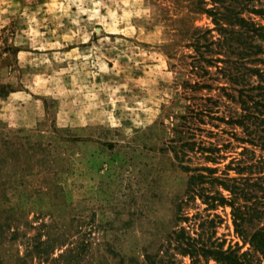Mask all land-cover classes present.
<instances>
[{"label":"rangeland","instance_id":"374dc122","mask_svg":"<svg viewBox=\"0 0 264 264\" xmlns=\"http://www.w3.org/2000/svg\"><path fill=\"white\" fill-rule=\"evenodd\" d=\"M198 6L0 0V264H192L176 247L180 228L207 246L221 242L259 260L235 232L231 208L191 195L181 165L217 167L222 176L240 159L253 163L243 175H264V137L250 144L242 126L204 115L192 131L219 147L217 162L191 153L180 162L172 148L192 107L226 119L241 113L220 89L236 96L239 85L213 65L202 62L208 73L192 65L199 35L210 29L208 38H219ZM242 15L264 27V14ZM211 48L221 55L205 56L229 54ZM195 264L215 261L199 256Z\"/></svg>","mask_w":264,"mask_h":264},{"label":"trees","instance_id":"16d2710c","mask_svg":"<svg viewBox=\"0 0 264 264\" xmlns=\"http://www.w3.org/2000/svg\"><path fill=\"white\" fill-rule=\"evenodd\" d=\"M211 6L206 7V1L199 0L198 9L212 18L214 29L218 32L219 38L209 39L210 29L201 33L203 41L197 40L195 53L193 56V66L208 73L202 65L215 66L216 71L223 77L239 87L234 88L237 92L235 96L227 91V87L221 86L227 97L237 101L241 106V113L230 114L226 119L222 116L210 115L211 109L204 105H196L189 110L187 115L182 116L181 139L173 146L175 156L180 162H190L191 154H196L206 162L216 163L220 158L219 147L213 143L206 145L204 139L197 140L192 131L195 120L204 123L203 116L210 119H217L220 122L230 125L242 126L245 136L253 137L245 139L250 144H255L254 137H264V69L251 66V63L261 62L264 58L258 57L264 54V27L253 18L242 15L243 11L256 15H263L264 8L260 0H210ZM258 2L260 5H256ZM200 38V37H199ZM261 41V42H259ZM217 45L225 47L224 56L207 57L205 53L220 54L221 49L214 51L211 46ZM203 48V49H202ZM234 54L237 57L231 60L228 55ZM197 63V64H196ZM221 63V65H219ZM233 64L234 66L232 67ZM237 65V66H236ZM255 76V82L249 78ZM205 86L204 84L201 85ZM252 91H256L252 93ZM215 127L217 125H214ZM232 136H236L232 132ZM244 140V139H242ZM264 145V138L262 139ZM256 145V144H255ZM246 148L242 149L245 152ZM231 159L225 165L222 176H216L217 167L208 165H181L182 168L190 172L188 179V191L191 195L198 196L208 207L227 205L231 208L232 222L235 232L246 240L252 249L259 253V260L253 261L251 252L245 250L240 252L238 247L228 246L223 249V243L213 242L210 246L189 236L183 228L176 232L175 242L181 255H188L192 259V264L198 261L199 256L212 258L215 264H264V175H243L244 170L252 168L253 163L240 165L241 160ZM228 170H235L238 176H230ZM218 186L228 192V196L222 194L218 189L212 191L204 184ZM259 192V193H258ZM259 225L252 232H248L245 224Z\"/></svg>","mask_w":264,"mask_h":264}]
</instances>
